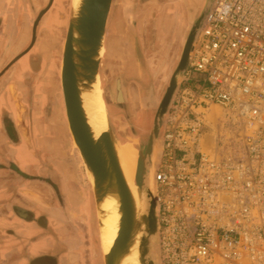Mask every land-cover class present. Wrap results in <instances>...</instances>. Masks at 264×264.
Listing matches in <instances>:
<instances>
[{
  "label": "built area",
  "instance_id": "2783aa9c",
  "mask_svg": "<svg viewBox=\"0 0 264 264\" xmlns=\"http://www.w3.org/2000/svg\"><path fill=\"white\" fill-rule=\"evenodd\" d=\"M214 3L162 136L163 264H264V0Z\"/></svg>",
  "mask_w": 264,
  "mask_h": 264
},
{
  "label": "water",
  "instance_id": "95a60500",
  "mask_svg": "<svg viewBox=\"0 0 264 264\" xmlns=\"http://www.w3.org/2000/svg\"><path fill=\"white\" fill-rule=\"evenodd\" d=\"M121 0H73L71 11L62 48L59 52L60 62V91L64 108L65 122L74 146L80 152L84 163L86 175L90 184L94 215H89L93 224V231L97 228L101 230L103 217L107 215L102 209V205L108 200H114L119 210L120 220L117 236L112 248L108 253L101 256L103 264H125L129 259H135L137 264H162L161 249V223L159 205V186L157 174L163 153V142L161 130L165 119L169 113L171 102L184 81L185 73L189 68L191 54L194 48L196 35L194 32L188 38L179 60V64L171 78L170 85L159 104L154 118L147 143L136 151L137 161L134 177V187L132 189L123 172L119 149L120 142L117 140L109 119L107 129L99 136L96 134L84 107V94L94 91L95 85L100 79V64L105 54V39L109 16L114 5L120 4ZM216 0H208L206 11H210ZM56 0H29L25 5L26 11L31 13L30 18H24L19 29L13 31L9 25L5 12L0 13V39L5 35V39L11 40L0 47V174L1 188L0 194L3 203L9 207V219L7 222L15 220L22 221L23 215L30 214L36 217L37 222L46 223L52 216L50 211L43 205H38L22 191L19 183L40 182L48 185L52 189L56 198L59 196L61 203L56 209V219L67 223L69 230L73 227L74 217L65 221L62 212L68 210V194H64L62 186H58L54 181L53 172L61 173L58 165H54L55 170L42 160L36 157L29 147L28 141L34 149H39L38 143L41 129L35 122L34 100L40 98L36 88H34L35 78H38L41 70V56L44 55V28L50 26L54 19L47 21L54 7ZM28 7V8H27ZM205 11V12H206ZM204 12V13H205ZM47 22V23H46ZM4 38V37H3ZM2 48V49H1ZM16 98H30L26 100L30 107L27 116L22 114L23 121L30 123L26 133L19 126L18 107ZM10 105L14 113H10L2 120L4 107ZM22 104L19 109H21ZM17 110V111H16ZM2 121H4V126ZM7 122V123H6ZM23 122V123H24ZM24 132V133H23ZM13 144L12 152L8 153L7 144ZM26 145L33 157L32 162L25 163L26 166L37 168L38 175H29L13 162L15 159L24 163L18 157L17 150ZM11 147V146H10ZM17 149V150H16ZM33 149V150H34ZM12 157H10V156ZM14 159V161H15ZM9 163V165H8ZM11 163V164H10ZM48 170L49 176L43 174ZM10 172L13 173L10 176ZM13 177V179L11 178ZM21 179V181H19ZM65 176H63L64 182ZM61 180V179H60ZM62 180L60 182H62ZM16 181V183H14ZM19 181V182H18ZM68 183V182H67ZM28 199L27 207L24 208L25 199ZM30 201V202H29ZM23 213V215L21 214ZM6 214V213H5ZM11 215V216H10ZM96 220V223L94 222ZM57 220V221H58ZM9 237L4 240L2 256L6 264H11L7 258L9 251L15 247L22 246L23 254L19 264H57L63 255H66L68 264H73L77 260L72 259L74 242L62 240L56 243L52 250L51 260L46 257L33 259L29 254L36 253L40 248L33 249L29 244H24L19 239L24 237L16 234V230L10 228ZM51 239L53 237L49 236ZM96 250L93 251L91 259L96 260ZM29 253V254H28ZM88 256L82 255L81 257ZM53 260H55L53 262ZM81 264H83V261Z\"/></svg>",
  "mask_w": 264,
  "mask_h": 264
},
{
  "label": "flooded vegetation",
  "instance_id": "af4514ba",
  "mask_svg": "<svg viewBox=\"0 0 264 264\" xmlns=\"http://www.w3.org/2000/svg\"><path fill=\"white\" fill-rule=\"evenodd\" d=\"M207 1L121 0L117 7H112L100 79L111 127L121 144H133L139 149L147 143L159 104L192 32L197 34L194 54L213 8L206 11ZM49 47L48 44L45 49ZM188 71L189 68L171 102L161 136L175 98L187 81ZM39 87L51 95L46 86ZM48 99L43 101L42 110L45 112ZM78 197L81 203L85 201L83 196ZM90 206L93 210L92 204Z\"/></svg>",
  "mask_w": 264,
  "mask_h": 264
},
{
  "label": "rangeland",
  "instance_id": "374dc122",
  "mask_svg": "<svg viewBox=\"0 0 264 264\" xmlns=\"http://www.w3.org/2000/svg\"><path fill=\"white\" fill-rule=\"evenodd\" d=\"M71 3H72V0H56L54 7L52 8V11L50 13V16L47 19L48 22L51 21L52 18L54 19V21L52 24H50V26H48L47 28H44L45 29L43 33L44 42L42 43V46L45 52H44V55L41 56L42 70H41L39 77L35 78L36 81L35 80L32 81L34 82V88H36V91L40 97L34 100L35 109H34L33 114L36 119L34 123L38 125V127L41 129V132H42L40 135L41 136L40 139L43 145H38L39 147L40 146L42 147H40L39 149H34L30 143L31 140L28 141V144H29V147L32 148V152L34 153V155L46 161V163L50 165L52 170L53 169L55 170L54 165L56 162H57V165L60 164L58 167L61 168V170L63 171H60L61 173H57L58 177L56 178L54 177L53 179L54 181L56 180L58 186L59 184L60 186H62V190H64V193L68 194V190L66 191L64 189L63 183L60 182L61 181L60 179L61 178L63 179V176H65L66 178L65 180L69 183V186L72 187L71 183L76 185L79 196L81 197L83 196V198L85 199V201L82 203L78 201V204L76 205L75 209L79 210V213H77L76 211L74 212L73 214L74 216L73 224L74 225L72 229L69 230L70 237L72 238L74 242V245H73L74 250L72 253V259L77 260L73 264H81L80 260L83 261V264H85L86 261L87 262L91 261V255L94 250H96V255H97L95 264H102L101 252L99 249L100 245L97 242L98 238L95 235V232L93 231V224L89 218V215L91 212L90 204H92L93 206V202L91 201L92 199L90 200V198H92L90 184H89V181L86 175L84 163L81 159V156H79L77 152L78 150L74 146L71 140L70 134L68 132V129H67V125L65 122V116H64V108H63V103H62V98H61V91H60L59 71H60L61 58L59 56V52L62 48L64 38L66 37V31H67V26H68L70 11H71ZM26 4H28V1L26 2ZM30 14L31 13L29 12L28 14V11H26L25 9L23 12V17L30 18ZM119 16L122 17L121 13ZM13 31L15 32L16 29L13 28ZM48 44L51 47L45 49V46L48 47ZM51 70H52V73H51ZM186 83L183 85V87L186 85ZM41 85H42V88L43 86H46V88L50 90L51 92L50 96L48 95L47 92L43 91L41 87H39ZM188 85L194 86L195 82H189ZM46 98L47 99L49 98L47 103H48V107L51 106V108L48 109V107H46V112H45L42 110V107L44 106V102ZM26 100L28 101L30 100V98L29 99L28 98L27 99L26 98L25 99L16 98V102H15L18 107V111L17 110L16 111L18 112L20 116V120L18 119L17 121L19 122V126H21L22 131H24L25 133H26L25 130L28 129L29 126H31L30 123H28V120L24 122L21 117L22 114H25L24 116H27V114L30 113V107H29V104L26 102ZM21 104H22V107L21 109H19ZM3 110H4V115L1 116L3 117L2 120L5 119L7 116H9L10 113L12 112L14 113L10 105H6ZM212 116H214V118L222 119L224 116V113L218 107L216 108L214 107L211 113V116H210L211 121L214 120ZM2 123L3 124L1 125L4 126V121H2ZM58 138H60L59 141L57 140ZM206 140L203 143V147L205 148L204 152L209 153L211 154V156H213L215 141L211 136H207ZM6 144L8 148L7 152L13 153L12 152L13 149H11V148H14L13 144L10 145L9 142H6ZM19 147L21 148H19L18 150L16 149L19 159L23 161L24 163L32 162L33 157L28 147L26 145H22ZM12 156L13 158H15L14 155ZM48 170L51 171V169H45V171H43V174L46 176L45 178H48V176L50 175L49 174L50 171ZM12 174L13 173L10 172V176H12ZM33 174H37V173H33ZM11 178L13 179V177ZM19 181H21V179ZM19 184L21 187L23 186L22 191L24 193H27L28 196L32 195L33 193L40 195L42 197V201H43L42 205L44 207L51 205L52 208H56L58 211H60L58 206L61 203L60 201L62 197L60 198L59 196H57L56 198L50 186L48 185L46 186L44 184L42 185L40 184V182H37V181L33 183L21 181V183ZM27 200L28 199L26 198L24 202L25 206L28 204ZM83 207H85L84 210H83ZM92 212L94 215L95 213L94 207H93ZM94 222L96 223V220ZM95 226H97V223ZM98 234H99V230H98ZM67 235H68V231H67ZM162 247L163 246L161 243V249L163 250ZM85 254L88 256V259L81 258L82 255H85ZM162 264H163V261H162Z\"/></svg>",
  "mask_w": 264,
  "mask_h": 264
},
{
  "label": "crops",
  "instance_id": "0c3cea01",
  "mask_svg": "<svg viewBox=\"0 0 264 264\" xmlns=\"http://www.w3.org/2000/svg\"><path fill=\"white\" fill-rule=\"evenodd\" d=\"M27 1L29 0H0V13H3L5 9L6 11L5 13L9 15L7 16L8 18L7 22H9V25H11L14 29H19L21 23L23 22L22 21L23 12L26 9L25 5ZM5 36L6 37L9 36V34L5 35L4 33L3 35L4 38L2 37L0 40L1 46H3L4 43L7 42V40L12 39V36L9 39H5L6 38ZM161 139H162V136H161ZM57 140L59 141L60 138H58ZM162 142H163V139H162ZM38 145H43V143L41 142V139H39ZM203 151H205V148L203 149ZM14 164L15 166L17 165L20 168V170L24 171L25 173L29 175H38L37 168H35L33 165L28 167L26 166L25 163H20L16 159L14 161ZM55 165H57V162L55 163ZM59 165L60 164H58V166ZM33 173H37V174H33ZM53 174L57 176V173L53 172ZM1 177H3L2 174H0V178ZM1 180L2 179H0V188H1ZM14 183H16V181H14ZM62 183H63L64 189L66 191L68 190V210L62 212V215L65 217L66 219L65 221L69 222L71 217L72 218L74 217L73 214L75 211L79 213V210L75 209L76 205L78 204L79 194L77 192V187L75 184L71 183L72 184V187H71L69 186V183L67 182L65 183L64 180H62ZM29 196L35 201L36 204L38 205L43 204L42 197L40 195L33 193L32 195H29ZM25 207L27 206H24V208ZM84 208L85 207H83V210ZM45 209L49 210L50 211L49 213L52 214V216L50 217V220L46 223H40L39 221L37 222V219L35 216L32 217V215L30 216V214H28L27 216L21 213L24 216V217L20 216L22 221L15 220L11 222L12 224H9L7 222V219L10 218L9 215H7L9 213V207L3 203V199H1L0 197V264H6L4 261V256H2V251H3L2 248L4 247L3 241L9 237L10 232H8V230L10 228L16 230V234L24 237L23 239H19L18 241H22L26 245V244H29L30 241L32 240V242L34 243L29 244L32 246L31 248L33 249L40 248L36 253H31V254L28 253L29 256H31L33 259L38 258V257H46V259L50 261L52 259L51 258L52 250H53V247H55L56 243L60 244L61 241L64 240L65 242L68 241V243L70 244L72 240H70L71 239L70 231L66 225L67 223L65 222L64 224L62 221H59L58 219H56V208H52L51 205H49V206H45ZM67 231H68V235H67ZM49 236L53 237V239H51ZM22 249L23 247L19 246V248L15 247L9 251L10 253H8L7 258L9 259V262H12L11 264H19V262H21V256L23 254ZM54 261L55 260H53V262ZM57 261H58L57 264H68L66 255H63Z\"/></svg>",
  "mask_w": 264,
  "mask_h": 264
},
{
  "label": "bare ground",
  "instance_id": "6f19581e",
  "mask_svg": "<svg viewBox=\"0 0 264 264\" xmlns=\"http://www.w3.org/2000/svg\"><path fill=\"white\" fill-rule=\"evenodd\" d=\"M105 51H106V39H105ZM103 94L104 93L101 84V79H99L98 83L94 87V91L90 93H86L83 96L85 100L84 107L88 115V118L90 120V125L92 126V128L94 129V131L98 136L107 129L108 111H107L106 103L104 101ZM203 140L205 141V139ZM204 141L202 142V145ZM136 151L137 148L133 144H121L120 142L119 156H120L121 166L125 174V177L133 190H135L133 183H134L136 161H137ZM77 152L80 156V152L79 151ZM213 153L215 155V146ZM102 209L107 213V215L103 217V226L101 227V230L97 228L99 230V234L97 229L95 231V235L98 238L97 242L100 245L99 249L101 252V256L108 253L109 250L112 248V245L118 233L119 220H120L119 210L114 200L108 199L102 205ZM90 214L93 215L92 209ZM134 261L135 259H129L128 261L125 262V264H137V262ZM88 262L86 261L85 264H95L94 259H91V261Z\"/></svg>",
  "mask_w": 264,
  "mask_h": 264
}]
</instances>
